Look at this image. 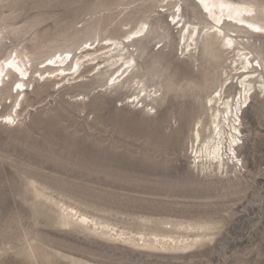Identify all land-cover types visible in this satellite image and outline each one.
Returning <instances> with one entry per match:
<instances>
[{"label":"rangeland","instance_id":"374dc122","mask_svg":"<svg viewBox=\"0 0 264 264\" xmlns=\"http://www.w3.org/2000/svg\"><path fill=\"white\" fill-rule=\"evenodd\" d=\"M132 1L123 10L116 0H0V24L16 28L14 34L7 25L0 56L16 46L43 55L68 39L79 43L96 34L121 35L139 20L151 29L136 45L140 86L135 93L125 87L104 91L108 77L124 69L122 61L98 76H91L96 62L86 61L85 67L94 68L83 83L56 90L60 82L52 92L37 76L23 87L27 96L23 107H13V123L0 122V264H264L262 95H253L241 115L231 104L238 91L234 79L224 103L217 104L230 105L217 115L228 131L218 135L209 100L218 97L214 90L230 72L231 55L216 41L199 45L196 57H188L177 44L181 23H172L177 8L162 7L158 0ZM181 3L185 19L200 20L192 14L193 0ZM156 18L168 20V34H157ZM250 40L251 50L262 54L264 36ZM163 42L167 46L160 47ZM260 74L264 78V71ZM166 77L195 87L169 92ZM11 104L9 98L0 100V112ZM237 111L242 132L224 121L236 118ZM197 122L202 137L210 128L215 141L222 138L219 155L212 158L217 163L227 158L223 172L197 166L191 152ZM78 213L126 235L80 223ZM174 222L194 227L184 234L203 230L209 236L190 249L151 247L137 237L176 236Z\"/></svg>","mask_w":264,"mask_h":264},{"label":"bare ground","instance_id":"6f19581e","mask_svg":"<svg viewBox=\"0 0 264 264\" xmlns=\"http://www.w3.org/2000/svg\"><path fill=\"white\" fill-rule=\"evenodd\" d=\"M116 1L118 2L119 7L120 6L123 7V10L127 9L130 6V4L133 3L132 0H119V1L116 0ZM157 3H161L162 7L166 6L171 10L174 8L180 9L179 11H172L171 16H172V21L174 19L177 20L176 23H181V26L179 27V38L177 44L179 45L180 43H182L184 49H186L188 57H192V56L196 57V53L198 54L199 45L203 47H207L211 43L216 41L218 42V47H220L222 51H227V53L231 55L230 72L226 74L224 79L214 90L215 92L219 93V95H216L218 97H214L209 100L210 102L209 108L212 110L211 111L212 115H210L212 119L211 122L216 121V126L220 127L218 130V135H220L222 132L224 136V134L227 133L228 131L225 128V126L222 124L223 120L221 119V116L218 118L217 115H220V112H224L225 111L224 108L225 107L228 108L229 104L223 106V108H220L219 106H217V104L219 102L221 104L224 103L223 99L227 97L225 93L234 84V79H236L234 84L236 86V90L238 89V91L235 92L234 96H236V93H238L239 98H237L236 101H234V96H233L231 104L233 105V102H235L236 108L238 107V111H241V115L244 112L243 110L247 109L251 104V98L253 95L261 94L263 97L262 99H264V78L260 77L261 75L260 73L264 71V52L262 54H255L251 50V47L253 46V40L252 41L250 40V38L253 36H264V32H255L253 31V29L247 27L248 24H254L256 26L264 28V0L263 1L262 0H203V3L201 2V0H193V3L191 4L192 14L194 18L200 19L199 21L185 19V17L183 16V6L181 0H158ZM240 21H243V23H241ZM155 22L158 23L156 27L157 34L160 31L163 34L164 33L168 34L170 27V23L168 22V20L167 23L165 24L164 22H162L160 18H156ZM143 24L148 25L147 29L143 30V35L139 37L134 36V33L137 30H141V25ZM7 25L8 24L4 25V23L0 24V48L3 44V41L6 38L5 36L6 32L8 33ZM11 28L9 26V29ZM13 31H16V28H12L11 30H9V32H13ZM150 33H151V29L149 23L146 20H139L136 22V25L133 28L127 30L125 33H122L121 35L96 34L95 36L89 37L79 43L72 42L71 40L68 39L63 41L62 43L60 42L54 43L53 46L50 47V49L46 51L43 55H37L35 53L34 50L37 48H35L33 51H27L26 50L27 48H24L22 43L21 44L23 47L18 48L16 46L11 48L10 50H8V52H5V54L0 56V100L4 98H9L12 101L10 110L9 107H6L5 109L1 108L2 112H0V122L6 118H11V119L15 118L13 117V112H12V109H14L13 107L15 106V104L16 106L20 105V107H23L24 100L27 96L26 95L27 89L23 90V87L29 86L31 83L36 82L37 76L39 78H44L42 82L49 84L52 89V92L55 91L53 86L55 84H59L60 82L62 83V85L60 88L56 90L62 89L66 85L73 86L76 84L83 83L84 80H86L87 77L89 76L87 72L94 68V66L91 67L89 66V68L85 67L84 62L86 61L96 62V65H98L96 71H93L91 76H98L103 71L114 69L119 61H122L121 63L122 66L127 62L134 61V64L132 65L131 68L129 69L124 68L122 71L118 72L119 75L115 74L113 76L116 77L115 82L110 83V85H106L104 91L106 93H113V92L116 93L118 92L119 88L125 87L126 88L125 90L133 91V93H135L136 89H138L140 86V79L136 78L137 77L136 75L137 60L135 56L137 55L135 53V51H137L136 45L139 40L145 39L148 36H150ZM221 33H223V35H221ZM129 35H132L134 38L132 40L127 39ZM105 40L111 41V43H105ZM228 41L232 42L231 46L228 45L227 43ZM86 42H92V44H96V45H93L91 48L85 49L83 48V45ZM166 43L167 42L161 43L160 47L167 46ZM131 47L133 49H130ZM209 51L211 52V49ZM69 52L72 53L71 59L57 60L54 64L47 63L49 59H55L57 55H67V53ZM196 60L197 58L195 59V61ZM9 62H12L11 68L8 67ZM100 63H103L102 68ZM194 67L197 71H199L198 65H194ZM69 72H72V75H69ZM112 78L108 77V79L110 80H112ZM239 79L240 81H238ZM132 81L135 82L133 86H131ZM16 84H21L23 86L22 89H17ZM140 88H141L140 90L146 91L144 85H142ZM249 90L252 91L254 90V91L249 95ZM207 105L208 104L206 103V106ZM230 109H231L230 112H232V107H230ZM238 111L235 113L236 118H232V121L230 119L231 116H226V117L223 116L224 121H227L228 128L232 129V131H238V130L240 131L239 128L242 125L240 115H238ZM14 113H15L14 116H16L18 115L19 112L14 111ZM195 124H198V122ZM199 127H200L199 124L197 128L193 127L194 131L195 130L196 131L195 133L192 131L193 134H191L192 136L191 152H194V156L196 157V161H197V166L208 165V166H212L215 171L221 170V172H223L225 166L228 169L229 166H228L227 158L224 159L221 156L222 160L218 163L215 161V159L212 158L213 156L216 157V153L217 156L219 155L220 145L218 143L222 144L223 142V141L221 142L222 138H220L218 142L217 140L215 141L210 128L209 131H207L208 133L206 134L204 133L205 135L202 137ZM215 130L216 129H214V131ZM229 131L230 134L228 133V135L231 136V139L236 140V136H233L231 130ZM227 144L228 146L230 145V143ZM237 156L238 155L236 154V157ZM74 213L76 214L77 211H75ZM76 216H77V220L80 223L85 224L84 220H87L88 223L86 224L91 223V225L97 226V228H101L102 231L104 230L105 232L112 231V234L118 236L126 235V232L124 233L123 231H121L122 229L121 230H119V228L115 229L114 227H111L112 225L109 227L108 224H106L105 222L103 223L104 220L102 222H95L93 218H90L91 216L88 217L86 214L83 213H78V215ZM162 223L165 224V222ZM170 224L172 225V223ZM173 224H175V222ZM170 226L168 227L170 228ZM173 227H175L176 229V233H177V235L175 234L176 236H173L172 234L169 233L167 234L150 233L149 234L151 235L150 237H147L149 235L144 236V234H139V236L137 237L139 238V240H141L142 243L148 244L149 246L151 245V247L155 244V245H159L160 247H165V246L178 247V248L185 247L190 249L194 247L198 242H201L202 240L204 241L205 238L209 236L207 234L202 233L203 230L200 231V234H196V235L184 234V232L186 233L194 229V227L191 225H188V227H183L181 223L180 224L177 223V225L175 224ZM202 227L203 226H200L199 229ZM165 228H167V226ZM171 229L172 228H170V230ZM172 230L174 233L175 232L174 228ZM129 238H131V240L133 241L134 240L136 241L135 236L134 237L130 236ZM180 251H182V249Z\"/></svg>","mask_w":264,"mask_h":264},{"label":"snow or ice","instance_id":"6c2138e0","mask_svg":"<svg viewBox=\"0 0 264 264\" xmlns=\"http://www.w3.org/2000/svg\"><path fill=\"white\" fill-rule=\"evenodd\" d=\"M201 2L203 3V0H201ZM179 10H180L179 8L176 9V11H179ZM240 22L243 23V21H240ZM172 23L175 24L176 23V20H173ZM147 27H148L147 24L141 25V30H137L134 33V36H136V37L142 36L143 35V30H146ZM247 27L253 29V31H255V32H264V28H261L259 26L254 25V24H248ZM221 35H223V33H221ZM133 38L134 37L132 35H129L127 37V39H129V40H132ZM105 43H111V41L105 40ZM227 43H228L229 46H231V43L232 42L231 41H228ZM92 46H93L92 42H86V43H84L83 48L87 49V48H91ZM71 58H72V53L69 52V53H67V55H57L55 57V59H49L47 61V63L48 64H54L57 60L71 59ZM133 64H134V61H130V62L125 63L123 65V67L125 69H129V68L132 67ZM8 67H10V68L12 67V62H9L8 63ZM38 75H39V73H38ZM117 75H119V73H117ZM115 79H116V77H113L112 80L109 81V83H114L115 82ZM22 87L23 86L21 84H16V88L17 89H22ZM57 87H59V85H57ZM217 95H219V93H217ZM149 110L151 111V109H149ZM6 120H7L8 123H13V121H12L11 118H6ZM84 223H88V221L87 220H84Z\"/></svg>","mask_w":264,"mask_h":264},{"label":"clouds","instance_id":"9594fccd","mask_svg":"<svg viewBox=\"0 0 264 264\" xmlns=\"http://www.w3.org/2000/svg\"><path fill=\"white\" fill-rule=\"evenodd\" d=\"M166 90L173 93L191 91L195 86L187 81H177L174 77H166L164 81Z\"/></svg>","mask_w":264,"mask_h":264}]
</instances>
